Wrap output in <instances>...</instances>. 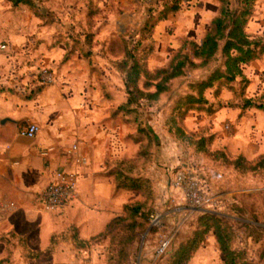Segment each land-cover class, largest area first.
Instances as JSON below:
<instances>
[{"label":"crops","instance_id":"crops-1","mask_svg":"<svg viewBox=\"0 0 264 264\" xmlns=\"http://www.w3.org/2000/svg\"><path fill=\"white\" fill-rule=\"evenodd\" d=\"M19 5L22 3L0 0V39L8 44L6 50H0V198L15 204L0 217V264H95L99 256L103 262V246L89 247L90 241L113 217L123 214L126 204L141 199L139 192L118 187L114 173L122 161L136 159L139 149V143L129 137L136 124L129 115L115 113L126 100L124 86V96L118 99L91 94L94 83L90 86L89 72L73 66L78 63L75 56L59 68L53 84L31 83L38 67L56 64L65 47L59 42L46 46L42 40L47 39L46 34L20 32L24 16ZM31 43L33 48L25 47ZM243 65L247 64L241 65L242 71ZM6 70L11 78L24 72V87L11 78L6 80ZM34 89L39 90L28 97ZM228 90L222 88L218 97ZM205 96L212 104L214 95L212 100L206 92ZM192 113L196 112L188 113L184 125L195 133L199 127L189 124ZM4 118L12 121L1 122ZM28 121L37 122L40 128L33 138L18 135V128ZM225 143L218 138L215 148ZM73 144L76 150H72ZM180 147L174 141H163L160 152L155 151L140 168L139 175L154 183L158 209L165 197L163 204L181 201L171 183L173 169L184 157ZM80 156L85 163L78 162ZM58 169L78 173L76 198L60 209L44 211L39 196ZM176 205L172 210L182 208ZM159 213L163 220L164 210ZM209 236L215 242L211 233Z\"/></svg>","mask_w":264,"mask_h":264},{"label":"rangeland","instance_id":"rangeland-1","mask_svg":"<svg viewBox=\"0 0 264 264\" xmlns=\"http://www.w3.org/2000/svg\"><path fill=\"white\" fill-rule=\"evenodd\" d=\"M30 2L29 5H19L18 10L24 16V24L19 27V31L23 34H46L47 39H42L46 46L59 42L65 47L64 55L56 64L44 65L54 72L55 81L59 75V68L75 56L78 63H74L73 66L82 67L84 72H89L90 86L94 83L91 94L122 98L123 75L113 65L116 58L107 54V43L119 35H125L133 43L147 17L149 6L160 7L162 0H30ZM217 9L216 0H189L183 2L175 14L158 22L153 28L154 52L147 60L148 66L154 68L164 65L179 48L183 38L199 42ZM247 31L264 36V0L256 1ZM88 35L91 36L90 41H87ZM0 41H2L0 44L3 43L7 47L6 41L3 39ZM6 47L0 50H6ZM25 47L31 49L34 43ZM219 63L218 58L207 68L187 69L186 73L172 81L170 89L162 95L161 101L149 105L143 101L137 107L136 116L142 125L149 129L152 137V142L148 145L151 154L144 162L142 159L136 160L130 173L141 174L140 168L145 166L144 163L148 164L155 151L160 152L163 141L180 144V149H184V157L180 162L184 164L179 163L173 171L188 167L195 172L206 197L216 199L218 202L214 213L223 217L231 227L232 246L244 250L247 260L255 264H264V170L240 173L233 167L225 166L220 160H214L202 152L195 151L193 145L178 138L175 126L169 121L175 101L179 96L183 97L193 91L190 83L203 79L208 75L209 69ZM243 74L248 82L244 83L238 77L233 83V89L223 93V97H218V94L215 96L213 88L206 89L205 92L211 100L214 95L211 107L206 105L213 111L209 112L206 106L204 109L194 110L196 113H192L194 115L189 124L199 127L195 131L197 136L213 137L212 148L217 147L219 138L227 145L218 147L224 148L231 156L242 154L253 160L257 154L264 152V111L256 107L243 106L245 98L257 99L264 93V55L258 61L243 65ZM24 75V72H17L11 78L8 70L3 72L6 80L11 78L22 88ZM31 83L36 84V76ZM210 89L213 92L209 91ZM175 116L178 118L176 113ZM225 124H229V127L226 128ZM162 126L163 130L160 129ZM184 127L188 130L186 124ZM146 141V137H143L144 144ZM170 178L169 174L167 179ZM148 180L153 196L147 202L148 221L144 222L136 239L125 246L126 256L122 264H170V253L191 235L197 218L202 214L188 208L182 200L174 205L167 201L163 204L166 197L159 201L162 203V209H158L154 183L150 178ZM176 204L182 208L172 210L171 206H177ZM163 210L162 228L150 226V213L153 211L159 213ZM166 230L174 235L172 244L164 256L156 257L154 248L158 236L160 232ZM209 235L187 264H223L216 243ZM96 244L99 247L103 246L104 258L102 262L100 260L102 257L99 256L95 264H107L105 255L107 240L90 241L88 246L94 247Z\"/></svg>","mask_w":264,"mask_h":264},{"label":"trees","instance_id":"trees-1","mask_svg":"<svg viewBox=\"0 0 264 264\" xmlns=\"http://www.w3.org/2000/svg\"><path fill=\"white\" fill-rule=\"evenodd\" d=\"M9 1L13 4H31L30 0ZM187 1L189 0H162L160 7L149 6L147 17L133 43L125 35L114 37L107 43V54L116 58L113 65L123 75L126 95L125 102L116 108L115 113L129 115L131 122L136 124L135 133L129 137L139 143L136 159L122 161V167L115 170L116 182L118 187L135 190L141 195L140 200L126 204L123 214L113 217L104 231L91 240H107V264H122L126 256L125 246L136 239L144 222L148 221L147 202L153 198L148 178L130 173L136 160L142 159L144 162L151 154L148 145L151 144L152 137L149 129L137 118L136 109L143 101L148 105L159 101L170 89L172 81L186 73L187 69L207 68L220 59L216 67L209 69L208 75L190 83L192 92L183 97L179 96L175 101L169 121L175 126L178 138L193 145L195 151L220 160L225 166L233 167L240 173L264 170V152L253 160L242 154L231 156L224 148L211 147V135L197 136L194 132L186 130L182 121L190 110L204 109L206 105L211 107L205 96L206 89L213 88L214 95L217 96L222 88L233 89V83L238 77L240 81L248 82L241 65L258 60L264 54V36L247 31L248 21L254 14L257 0H216L217 12L211 18L200 41L183 38L179 48L164 65L150 68L147 60L154 52L153 28L158 22L175 14L183 2ZM89 37L91 36L86 37L87 41H90ZM38 90H32L28 97ZM209 106H206V109L212 112L213 109ZM243 107H256L264 111V93L257 99L245 98ZM143 137L147 139L146 144ZM210 233L214 236L223 264H255L247 260L244 250L232 246L231 227L223 217L212 212H204L197 218L191 235L170 253V264H187Z\"/></svg>","mask_w":264,"mask_h":264},{"label":"built area","instance_id":"built-area-1","mask_svg":"<svg viewBox=\"0 0 264 264\" xmlns=\"http://www.w3.org/2000/svg\"><path fill=\"white\" fill-rule=\"evenodd\" d=\"M5 47V44H0V49H4ZM36 80L40 85H50L55 82V74L49 67L42 65L37 69ZM225 127L228 128L229 124H225ZM39 130V125L36 122L28 121L18 128V135L33 138L38 134ZM76 149L77 145L73 144L72 150ZM85 161V157H78V162L85 163ZM77 175L78 173L74 170H56L53 178L44 187L39 196L41 208L44 211H53L60 209L74 200L78 186ZM171 183L179 191L181 200H183L188 208L202 213H214L218 202L216 199L206 197L201 187V181L192 169L188 167L176 169L173 173ZM14 206L13 201L0 198V217L5 211L12 209ZM149 225L158 229L162 228L160 213L154 211L150 213ZM173 238V233L160 232L154 248L156 257H162L167 253Z\"/></svg>","mask_w":264,"mask_h":264},{"label":"water","instance_id":"water-1","mask_svg":"<svg viewBox=\"0 0 264 264\" xmlns=\"http://www.w3.org/2000/svg\"><path fill=\"white\" fill-rule=\"evenodd\" d=\"M6 121H12V120L9 119V118H4V119L1 120V122H6Z\"/></svg>","mask_w":264,"mask_h":264}]
</instances>
